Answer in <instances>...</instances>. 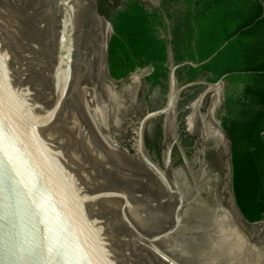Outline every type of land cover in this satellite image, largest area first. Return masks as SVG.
<instances>
[{"label":"water","instance_id":"95a60500","mask_svg":"<svg viewBox=\"0 0 264 264\" xmlns=\"http://www.w3.org/2000/svg\"><path fill=\"white\" fill-rule=\"evenodd\" d=\"M97 2L0 0V264H264V219L243 214L232 142L222 125V149L209 125V89L224 103L225 77L183 87L207 88L181 146L176 73L199 63L176 64L169 46L168 102L140 121L138 153L127 152L107 124L114 28ZM164 114L155 162L143 131Z\"/></svg>","mask_w":264,"mask_h":264},{"label":"trees","instance_id":"16d2710c","mask_svg":"<svg viewBox=\"0 0 264 264\" xmlns=\"http://www.w3.org/2000/svg\"><path fill=\"white\" fill-rule=\"evenodd\" d=\"M173 1L186 6L168 14L171 24L158 9H149L140 0H128L111 13V75L119 79L152 65L150 80L166 93L171 46L176 64L199 63L177 70L182 84L202 77L215 83L225 77L222 124L232 142L234 193L250 222L263 220L264 0ZM202 88L191 87L196 93Z\"/></svg>","mask_w":264,"mask_h":264},{"label":"flooded vegetation","instance_id":"af4514ba","mask_svg":"<svg viewBox=\"0 0 264 264\" xmlns=\"http://www.w3.org/2000/svg\"><path fill=\"white\" fill-rule=\"evenodd\" d=\"M127 1L128 0H98L97 10L102 16H106L108 20H110L111 13L121 8ZM140 1L149 9H158L162 13L165 22L168 24H171L168 14L173 13L176 9H184L186 6L182 1L173 0ZM167 32L169 34L171 29L169 28ZM163 35L165 36L166 34ZM91 65L94 67V61L91 62ZM168 66L170 68V73L168 76V89L166 93H164V89L160 84L156 85L151 82L150 76L154 72V67L152 65L138 67L119 79L113 77L111 72H109V75L116 79V81H110L107 75H104L105 83L109 89L108 95L103 92L107 98V124L112 136L119 143L121 148L127 149H124L127 152L138 153V139L140 133L138 129L140 127V121L149 113L164 108L168 102L171 91V66L169 61ZM201 79L205 78L202 77ZM185 85L186 84L179 82L177 76V87L183 88ZM198 85H202L203 88L197 93L196 89H191L193 86L183 88L179 93V98L174 109L179 143L186 148L191 144V142H189L191 137L186 123L187 116L191 111L192 104L207 88L204 84ZM99 90L101 89L99 88ZM206 102L207 101L204 102L202 110L205 109ZM166 139V114L151 118L143 131V141L147 152L153 160L158 153H160L161 156L163 155L167 144ZM176 148L178 149L179 146L176 145ZM222 197L218 194L219 204H221L222 207L228 206Z\"/></svg>","mask_w":264,"mask_h":264},{"label":"bare ground","instance_id":"6f19581e","mask_svg":"<svg viewBox=\"0 0 264 264\" xmlns=\"http://www.w3.org/2000/svg\"><path fill=\"white\" fill-rule=\"evenodd\" d=\"M209 92H210L209 125H210V129H211L212 134L214 135V137L218 141L219 145L223 149L225 147V145H227L226 141L223 138L224 133H223V128H222V121H221V118L219 117L220 107H221L222 102H223V94H222L220 87H213V88L209 89ZM221 117H222V111H221ZM224 136H225V134H224ZM225 138H226V136H225ZM226 140H227V138H226ZM231 192H232V190H231ZM263 227H264V221L261 224L259 230L262 229Z\"/></svg>","mask_w":264,"mask_h":264},{"label":"rangeland","instance_id":"374dc122","mask_svg":"<svg viewBox=\"0 0 264 264\" xmlns=\"http://www.w3.org/2000/svg\"><path fill=\"white\" fill-rule=\"evenodd\" d=\"M222 108H223V103H222V105H221V107H220V111H219V117L221 118V121H222V117H221V111H222ZM223 125V124H222ZM232 172V171H231ZM231 172L229 173L230 174V176H229V178H228V184H229V190L231 191L232 190V183H231Z\"/></svg>","mask_w":264,"mask_h":264}]
</instances>
